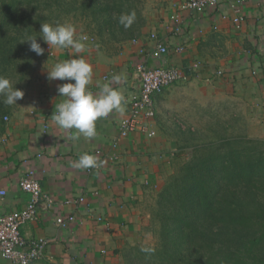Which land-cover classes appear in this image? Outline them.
Segmentation results:
<instances>
[{"label": "crops", "instance_id": "1", "mask_svg": "<svg viewBox=\"0 0 264 264\" xmlns=\"http://www.w3.org/2000/svg\"><path fill=\"white\" fill-rule=\"evenodd\" d=\"M184 1L162 0L142 32L117 43L114 51L94 42H83L85 50L79 54L53 46L51 62L38 71L8 116L0 137V191L5 190L0 193V215L26 206L30 196L20 181L31 170L49 198L38 208L37 219L21 226L25 237L49 240L44 256L31 264H127V248L148 236L149 206L164 183L162 169L176 150L165 128L170 110L181 101L211 97L234 104L236 110L241 106L250 120L247 135L264 139V0L242 4L241 27L233 21L236 0H219L202 12L180 11ZM176 14L183 23L178 34L172 27ZM158 42L166 43L169 53L150 58L149 64H177L186 79L156 93V116L141 118L114 146L127 99L140 85L136 63L147 60ZM179 44L186 47L183 53L175 49ZM73 56L83 57L92 67L90 91L97 94L110 84L124 97L122 112L113 110L95 122L94 138L81 135L72 140L77 130L60 128L51 118L55 106L66 99L59 97L57 86L70 81L49 80L48 70ZM115 75L121 76L119 82L113 80ZM176 124L183 123L176 119ZM84 153L95 156L98 166L75 168ZM80 196L84 201L66 203ZM59 216L72 219L62 225ZM0 264L16 263L0 254Z\"/></svg>", "mask_w": 264, "mask_h": 264}, {"label": "trees", "instance_id": "2", "mask_svg": "<svg viewBox=\"0 0 264 264\" xmlns=\"http://www.w3.org/2000/svg\"><path fill=\"white\" fill-rule=\"evenodd\" d=\"M146 1L0 0V76L24 92L42 55L21 41L36 36L43 47L41 24L70 14L92 19L101 45L136 38L147 23ZM133 11L131 27L118 23ZM3 100L0 137L15 108ZM226 112L212 113L203 129L179 124L181 147L192 154L158 193L157 245L130 247L127 264H264V141L236 133L238 116Z\"/></svg>", "mask_w": 264, "mask_h": 264}, {"label": "built area", "instance_id": "3", "mask_svg": "<svg viewBox=\"0 0 264 264\" xmlns=\"http://www.w3.org/2000/svg\"><path fill=\"white\" fill-rule=\"evenodd\" d=\"M246 0H236L232 4V8L236 10L233 21L237 27H241L244 16L242 14V4ZM219 0H185L180 4V11L202 12L206 8L215 7ZM174 25L173 32L178 34L182 30L180 14L173 16ZM155 37V35H152ZM87 37L90 40L91 37ZM94 38L91 42H94ZM176 51L183 53L186 50L185 45L176 46ZM169 53V47L166 43L158 42L149 53L147 60H138L136 63V72L139 77L140 85L127 99V113L120 120L118 127V135L113 140V145L117 146L119 141L131 134L141 121V118H154L156 109L154 106V95L163 89H166L181 80L186 79L184 69L177 64L167 65H150L149 59H161ZM151 135L155 132L151 131ZM23 190L29 193V201L26 206L0 215V254L2 257L16 264H31L40 260L44 254L49 240L45 237L27 238L21 232L22 224L33 221L38 217V208L47 199L43 193L40 180L34 171H29L20 181ZM5 194V190L0 191ZM84 197L70 198L66 203L82 202ZM72 218L59 216L57 222L66 225Z\"/></svg>", "mask_w": 264, "mask_h": 264}, {"label": "clouds", "instance_id": "4", "mask_svg": "<svg viewBox=\"0 0 264 264\" xmlns=\"http://www.w3.org/2000/svg\"><path fill=\"white\" fill-rule=\"evenodd\" d=\"M135 19L134 11L122 13L118 18V23L129 28ZM39 32L42 33L40 36L49 47L70 48L75 54L85 50L83 41L87 40V37L74 38L75 29L69 24L43 23ZM21 42H30V50L37 55L44 54L45 49L37 42L36 36H30ZM91 76V65L80 56H73L71 59L58 62L51 70H48L47 78L49 80L70 81L57 86L59 97L66 99L55 106L56 111L52 113L51 118L60 128L77 130L76 135L70 137L72 140H78L81 135L85 138H94L96 136L95 122L98 118L107 117L113 110L120 112L124 110L122 92L110 84H104L97 94L88 89ZM113 80L119 82L121 76L115 75ZM0 96L4 97V104L15 105L18 100L23 98L24 92L13 87L8 78L0 76ZM73 166L77 169L95 168L98 166V161L95 156L84 153L79 156ZM142 250L152 251V249Z\"/></svg>", "mask_w": 264, "mask_h": 264}, {"label": "rangeland", "instance_id": "5", "mask_svg": "<svg viewBox=\"0 0 264 264\" xmlns=\"http://www.w3.org/2000/svg\"><path fill=\"white\" fill-rule=\"evenodd\" d=\"M162 4V0H147L146 1V8H145V14L146 17L150 15V13H155L158 8H160V5ZM79 15L74 16L72 14L68 16H64V18L56 23V24H69L74 27L75 29V37L79 38L80 36H88L94 38V44H97L99 41V38L97 37L96 31H95V24L93 23L92 19L85 18L84 16ZM55 24V25H56ZM90 40H85L83 42H91ZM117 43H105L102 45L107 49V51L111 52L116 49ZM45 49L44 54L39 58L38 61V67L34 70V75L32 78L31 83L36 78V75L38 74V71L40 69H44L46 65L51 62L52 56H54L53 46L49 47L47 43L43 46ZM23 99V98H22ZM226 99V98H225ZM21 100V99H20ZM20 100L17 101V104L14 105V107H17L20 103ZM208 103H212V108L205 109L208 105ZM226 101L221 100L220 98H212L211 97H204L203 99L196 98L190 99L187 98L184 101L180 102V107L175 108L173 110H170L171 116L168 119V126L166 129V135L172 142L176 148L173 154L169 156V160L167 161V164L162 169V175L164 176V183L161 186L160 189H157L156 193L154 194V199L152 201L151 206H149V212H150V220L147 223V230L148 236L146 237V240L138 245L140 247H154L157 245L158 242V225L156 224V221L153 220V214L156 210V203L158 200V193L161 191L162 187L168 180V177L185 161L187 160L192 152L191 147H181V144L183 143L182 140V130L179 128V124H176V119H178L183 124V128L192 127L193 129H203L206 127V124L209 122V120L214 116L216 113L224 114L225 117H230L229 114H227L226 111H235L238 113V120L239 122L236 133L240 134H247V128L249 123V118L245 115L244 109L241 108V106H237V109H235L234 104L227 103L229 107H223L224 104H226ZM207 105V106H206ZM230 109V110H229ZM212 113L214 115H212ZM255 138V137H252ZM260 139V138H255ZM263 140L264 139H260ZM132 246H129L126 250V252H129V249ZM41 264H47V263H41Z\"/></svg>", "mask_w": 264, "mask_h": 264}]
</instances>
